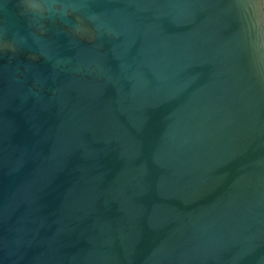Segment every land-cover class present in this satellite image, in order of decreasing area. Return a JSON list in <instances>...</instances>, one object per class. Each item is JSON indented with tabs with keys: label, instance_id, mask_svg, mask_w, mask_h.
Instances as JSON below:
<instances>
[{
	"label": "water",
	"instance_id": "water-1",
	"mask_svg": "<svg viewBox=\"0 0 264 264\" xmlns=\"http://www.w3.org/2000/svg\"><path fill=\"white\" fill-rule=\"evenodd\" d=\"M262 9L0 0V264H264Z\"/></svg>",
	"mask_w": 264,
	"mask_h": 264
},
{
	"label": "clouds",
	"instance_id": "clouds-1",
	"mask_svg": "<svg viewBox=\"0 0 264 264\" xmlns=\"http://www.w3.org/2000/svg\"><path fill=\"white\" fill-rule=\"evenodd\" d=\"M42 2L43 3H47L50 6H53V5H55L58 2V0H26L27 7L30 8V9H35ZM45 18L46 19H53V20L57 19V17L54 14H52V13H49L46 17H41V19H45ZM59 19H61L63 22H67L65 16H61V17H59ZM255 27L257 29H264V9H262L261 12H259L258 15H257V19H256V22H255ZM252 70L256 71V69L254 67L252 68Z\"/></svg>",
	"mask_w": 264,
	"mask_h": 264
}]
</instances>
